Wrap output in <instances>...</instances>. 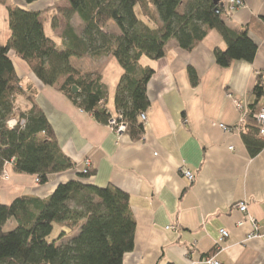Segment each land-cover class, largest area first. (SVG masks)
Masks as SVG:
<instances>
[{
	"label": "crops",
	"instance_id": "obj_1",
	"mask_svg": "<svg viewBox=\"0 0 264 264\" xmlns=\"http://www.w3.org/2000/svg\"><path fill=\"white\" fill-rule=\"evenodd\" d=\"M242 1L238 8L226 6L230 28L264 16V0ZM30 8L41 12L44 30L53 38H62L67 16L75 32L82 33L83 24L70 12L67 0H37ZM250 34L258 44L255 59L235 60L229 67L215 62L214 49L225 47L216 30L191 51L168 41L164 56L148 62L154 73L147 85L150 106L141 118L139 139L117 134L75 107L59 91L65 77L45 85L21 57L10 52L16 75L36 89V100L75 167L51 174L41 184L36 175L17 172L8 164V177L0 175V202L8 205L20 196L48 199L58 184L76 179L88 160L94 174L87 183L111 184L129 196L136 230L133 250L124 255L122 264H201L205 257L221 264H264V148L251 156L240 132L219 126L244 122L254 100L256 75L264 71V35ZM9 36L8 12L0 4V46ZM72 62L101 75L114 112L112 98L123 74L117 60L85 56ZM188 67L199 77L196 86L190 82ZM181 167L193 172V182L180 174ZM239 203L246 204L245 212L239 210ZM221 229L228 231V237L217 247ZM78 230H67L61 240ZM253 231L260 237L245 241Z\"/></svg>",
	"mask_w": 264,
	"mask_h": 264
},
{
	"label": "trees",
	"instance_id": "obj_2",
	"mask_svg": "<svg viewBox=\"0 0 264 264\" xmlns=\"http://www.w3.org/2000/svg\"><path fill=\"white\" fill-rule=\"evenodd\" d=\"M22 1L19 5L0 0L8 12L10 31L0 46V171L5 161L13 159L17 172L34 174L41 184L75 163L59 146L36 100V89L16 75L10 52L21 57L45 85L65 77L59 91L75 107L105 125L112 116L121 115L125 133L139 139L141 114L150 106L147 85L154 73L148 62L164 56L168 41L173 39L191 51L210 30H216L225 47L214 49L215 62L229 67L235 60L252 62L258 44L250 33L264 35V16L230 28L225 0H67L83 30L78 35L67 16L63 36L56 39L46 34L41 12L30 8L37 0ZM111 22L117 33L111 32ZM85 56L114 57L123 69L112 98L114 112L101 75L72 62ZM187 73L196 86L199 77L194 68L188 67ZM263 74L256 75L254 100L239 126L251 156L264 148L254 118L264 106ZM74 85L79 89L76 93ZM11 118L24 119V126L10 128ZM84 169L83 165L76 179L58 184L48 199L20 196L8 205L0 202V264H122L124 255L133 250L136 230L129 196L111 184L87 183L94 170ZM76 227L77 234L61 240Z\"/></svg>",
	"mask_w": 264,
	"mask_h": 264
},
{
	"label": "built area",
	"instance_id": "obj_3",
	"mask_svg": "<svg viewBox=\"0 0 264 264\" xmlns=\"http://www.w3.org/2000/svg\"><path fill=\"white\" fill-rule=\"evenodd\" d=\"M225 3H226V6H230L231 8H238V7H241L243 5L242 0H225ZM237 106L239 108H241L240 103H237ZM145 117H146V113L141 114L142 119H145ZM254 118H255V120L257 122V126H258V137L264 141V106L260 109V111L258 113H256L254 115ZM241 122H242V120H241ZM7 123H8V126L10 128H13L17 124L20 126H24L25 120L24 119L17 120L15 118H11ZM108 126L117 134L125 132V129H126V124L122 121L121 115L112 116L108 121ZM219 126L223 131L235 130V131L239 132V130H240V127H239L240 123H238L236 126H233V127H228L224 124H220ZM8 164L14 165L13 159L11 161H5L3 168L1 169V173H0L2 178L8 177V173L6 170V166ZM83 165L85 166V169L83 170V172H86L87 168L90 167V162L88 160H85ZM179 170H180V174L185 179H187V181H189V183L194 181L195 176H194L193 172H191L190 170H188L185 167H181ZM36 180L39 181L38 176L36 177ZM238 207H239V210L241 212H245L247 209V206L245 203H239ZM219 232H220L219 239L216 243L217 247H219L220 241H222L224 238L228 237V231L227 230L221 229ZM257 237H260V234H258L256 231H253L252 233H249L246 236L245 241H249V240L257 238ZM200 263L201 264H221L214 257H205Z\"/></svg>",
	"mask_w": 264,
	"mask_h": 264
},
{
	"label": "rangeland",
	"instance_id": "obj_4",
	"mask_svg": "<svg viewBox=\"0 0 264 264\" xmlns=\"http://www.w3.org/2000/svg\"><path fill=\"white\" fill-rule=\"evenodd\" d=\"M109 26H110V30L112 29L111 32H116V31L118 32L119 31L118 27L116 26V24L114 22H111ZM58 229H59V227L56 228L55 233L58 232Z\"/></svg>",
	"mask_w": 264,
	"mask_h": 264
},
{
	"label": "water",
	"instance_id": "obj_5",
	"mask_svg": "<svg viewBox=\"0 0 264 264\" xmlns=\"http://www.w3.org/2000/svg\"><path fill=\"white\" fill-rule=\"evenodd\" d=\"M79 91V89H78V87L77 86H72V92L73 93H76V92H78Z\"/></svg>",
	"mask_w": 264,
	"mask_h": 264
}]
</instances>
